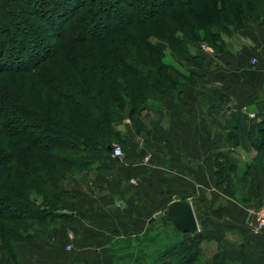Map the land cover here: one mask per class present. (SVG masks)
<instances>
[{
  "label": "trees",
  "instance_id": "obj_1",
  "mask_svg": "<svg viewBox=\"0 0 264 264\" xmlns=\"http://www.w3.org/2000/svg\"><path fill=\"white\" fill-rule=\"evenodd\" d=\"M256 24L264 0H0V264H21L19 244L51 230L64 183L92 172L97 155L124 150L125 120L150 132L141 113L180 95V79L264 161V113L227 109L189 67L204 62L191 51L201 41L219 54L224 36ZM236 168L216 161V184L234 187ZM187 236L162 264L199 261L204 238Z\"/></svg>",
  "mask_w": 264,
  "mask_h": 264
},
{
  "label": "crops",
  "instance_id": "obj_2",
  "mask_svg": "<svg viewBox=\"0 0 264 264\" xmlns=\"http://www.w3.org/2000/svg\"><path fill=\"white\" fill-rule=\"evenodd\" d=\"M222 41L219 54L198 49L204 60L195 73L198 85L207 82L221 93L227 109L249 118L264 113V24ZM179 91L145 112L150 132L136 134L124 121L122 157L99 154L92 172L64 183L61 217L32 245L19 244L21 264H159L171 245L190 235L161 221L179 200L192 207L193 234L204 238L193 264H264V227L249 225L264 196V161L249 143L230 139L221 109L202 104L194 86L185 82ZM199 96L206 100L205 92ZM223 157L237 167L234 187L216 184V161Z\"/></svg>",
  "mask_w": 264,
  "mask_h": 264
},
{
  "label": "water",
  "instance_id": "obj_3",
  "mask_svg": "<svg viewBox=\"0 0 264 264\" xmlns=\"http://www.w3.org/2000/svg\"><path fill=\"white\" fill-rule=\"evenodd\" d=\"M161 221L168 223L174 230L184 234H193L198 230L192 207L184 200L169 204L161 216Z\"/></svg>",
  "mask_w": 264,
  "mask_h": 264
},
{
  "label": "built area",
  "instance_id": "obj_4",
  "mask_svg": "<svg viewBox=\"0 0 264 264\" xmlns=\"http://www.w3.org/2000/svg\"><path fill=\"white\" fill-rule=\"evenodd\" d=\"M252 64H256L254 60ZM113 157H122L123 152L119 146L112 148ZM249 225L256 231H260L264 227V197L260 204V208L250 211Z\"/></svg>",
  "mask_w": 264,
  "mask_h": 264
},
{
  "label": "rangeland",
  "instance_id": "obj_5",
  "mask_svg": "<svg viewBox=\"0 0 264 264\" xmlns=\"http://www.w3.org/2000/svg\"><path fill=\"white\" fill-rule=\"evenodd\" d=\"M9 13L10 14H14V10L13 9H9ZM224 38H227V36L225 37H223V39ZM222 39V40H223ZM198 49L199 50H212L211 49V47L209 46V45H207L205 42H203V41H201V43H198V46H196V47H194V48H192V52L194 51V50H196V51H198ZM214 53H216L214 50H212ZM168 59V58H167ZM173 64H175V63H173ZM176 66H179V65H177V64H175ZM189 67H190V70H195V71H200L201 69H202V66H198V65H192V64H189ZM179 68H180V66H179ZM200 69V70H199ZM183 70H184V68H183ZM172 74V73H171ZM173 75V74H172ZM176 80H178L177 78H176ZM178 81H181L182 83H185L186 82V84H189L188 82H187V80H185V81H183V79H180V80H178ZM217 110H214V111H212V112H210L211 114H218L219 116H220V112L219 111H217ZM145 112H148V111H145ZM145 112H143V113H141V117H142V119H143V116L145 115ZM57 140V143H59V142H62V139L61 138H59V139H56ZM219 160H222V158H220ZM92 167V170L94 169V167L93 166H91ZM242 201L244 200V199H241ZM13 209V207H11V206H7L6 207V209L4 210V212H9L10 210H12ZM156 257V256H155ZM163 261H164V257L160 260V263L159 264H162L163 263Z\"/></svg>",
  "mask_w": 264,
  "mask_h": 264
}]
</instances>
